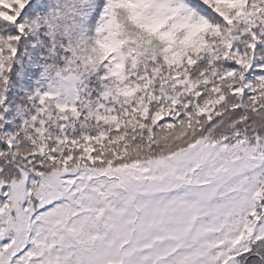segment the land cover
Here are the masks:
<instances>
[{"label":"snow or ice","instance_id":"obj_1","mask_svg":"<svg viewBox=\"0 0 264 264\" xmlns=\"http://www.w3.org/2000/svg\"><path fill=\"white\" fill-rule=\"evenodd\" d=\"M0 264H264V0H0Z\"/></svg>","mask_w":264,"mask_h":264}]
</instances>
